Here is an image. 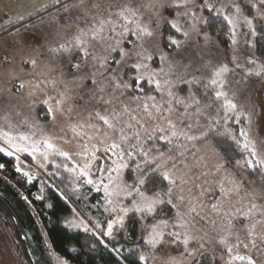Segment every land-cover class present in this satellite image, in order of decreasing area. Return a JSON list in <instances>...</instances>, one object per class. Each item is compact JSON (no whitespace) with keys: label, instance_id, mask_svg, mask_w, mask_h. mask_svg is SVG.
<instances>
[{"label":"snow or ice","instance_id":"snow-or-ice-1","mask_svg":"<svg viewBox=\"0 0 264 264\" xmlns=\"http://www.w3.org/2000/svg\"><path fill=\"white\" fill-rule=\"evenodd\" d=\"M0 154L116 264H264V0H0Z\"/></svg>","mask_w":264,"mask_h":264},{"label":"trees","instance_id":"trees-1","mask_svg":"<svg viewBox=\"0 0 264 264\" xmlns=\"http://www.w3.org/2000/svg\"><path fill=\"white\" fill-rule=\"evenodd\" d=\"M44 183H36L33 189L37 193L42 187H47L48 183L54 185L52 188L44 189V195L38 202L29 205L38 224L44 227L46 240L49 244L48 252L55 251L61 257L69 260L70 264H116L113 254L107 252L98 242L95 251L90 250V245L93 242V237L88 236L82 230L69 229L65 226V220L70 216L69 209L71 207L83 208L80 202L72 197L67 189L59 181L53 180L47 176ZM61 192L66 193L67 198L61 196ZM96 194H89V204L96 203ZM26 201V200H24ZM89 215L94 219L101 221L104 224V217L99 215L95 209L89 212ZM0 218L3 224L10 230L15 241L19 255L22 257L23 264H31L27 253V246L23 234L14 220L10 212L0 203ZM131 239L121 241L124 244V252L133 247L137 236V230L130 228ZM75 249L76 251H71Z\"/></svg>","mask_w":264,"mask_h":264},{"label":"water","instance_id":"water-1","mask_svg":"<svg viewBox=\"0 0 264 264\" xmlns=\"http://www.w3.org/2000/svg\"><path fill=\"white\" fill-rule=\"evenodd\" d=\"M0 203L17 222L27 246L31 264H53L42 230L26 202L17 191L0 178Z\"/></svg>","mask_w":264,"mask_h":264},{"label":"rangeland","instance_id":"rangeland-1","mask_svg":"<svg viewBox=\"0 0 264 264\" xmlns=\"http://www.w3.org/2000/svg\"><path fill=\"white\" fill-rule=\"evenodd\" d=\"M255 87L257 89V95H258L259 89L261 86L255 85ZM23 158L26 160H29V162H30V158H28V157H23ZM9 162H10L11 166L14 163L13 161H10V160H9ZM12 170H13V172H15L13 166H12ZM4 176L7 177V179H8V180H6V182H8V184H10L12 187H15L16 188L15 190H20L22 188V186L19 184L21 182L15 181V179L12 176H9V174H7V173ZM45 179L46 178L41 179L40 183H44L42 181H45ZM40 183L38 182V185H40ZM48 185H49V183H48ZM46 188L48 189L49 186H47ZM46 188L42 187L41 190L38 192L37 196L43 197L44 189H46ZM50 188H52V187H50ZM38 201H40V199L35 198L34 200L27 199L25 202H27L29 205H33L34 202H38ZM39 226H40L42 233L46 239V236L44 233V227L40 223H39ZM46 245H47V248H49V244H48L47 240H46ZM167 254H168L167 252H161L160 253V255L162 257L166 256ZM49 256H50V254H49ZM50 259H51L52 263L55 264V261L52 258V256H50ZM23 263L24 262L22 260V257L19 255V252L17 250L15 241L13 239V236H12L10 230L3 224V222L0 218V264H23Z\"/></svg>","mask_w":264,"mask_h":264},{"label":"built area","instance_id":"built-area-1","mask_svg":"<svg viewBox=\"0 0 264 264\" xmlns=\"http://www.w3.org/2000/svg\"><path fill=\"white\" fill-rule=\"evenodd\" d=\"M0 163L6 164L5 170L0 171V178H2L6 182V180L8 179L4 175L6 173L9 174V176H12L15 179V181L21 182L19 184L22 186V188L20 190H16L20 195V197L23 200H27V199L34 200L37 197L38 193L36 190L33 189V185L38 183L41 179L44 178L47 179V176L41 173L40 175L37 176V179H35L32 183H28L25 178H22L18 173L13 172L9 159L7 157H3L2 154H0ZM13 188L16 189L15 187Z\"/></svg>","mask_w":264,"mask_h":264}]
</instances>
